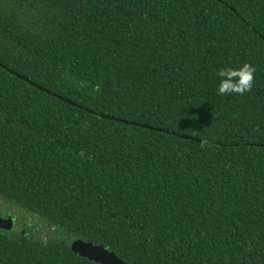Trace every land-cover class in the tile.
Masks as SVG:
<instances>
[{
	"label": "trees",
	"instance_id": "16d2710c",
	"mask_svg": "<svg viewBox=\"0 0 264 264\" xmlns=\"http://www.w3.org/2000/svg\"><path fill=\"white\" fill-rule=\"evenodd\" d=\"M262 145L264 0H0V264H264Z\"/></svg>",
	"mask_w": 264,
	"mask_h": 264
},
{
	"label": "clouds",
	"instance_id": "9594fccd",
	"mask_svg": "<svg viewBox=\"0 0 264 264\" xmlns=\"http://www.w3.org/2000/svg\"><path fill=\"white\" fill-rule=\"evenodd\" d=\"M256 68L250 63H241L238 66H225L218 71L219 81L216 94L219 96L239 95L252 90Z\"/></svg>",
	"mask_w": 264,
	"mask_h": 264
},
{
	"label": "water",
	"instance_id": "95a60500",
	"mask_svg": "<svg viewBox=\"0 0 264 264\" xmlns=\"http://www.w3.org/2000/svg\"><path fill=\"white\" fill-rule=\"evenodd\" d=\"M173 133L183 138H191L190 136L185 134H180L177 132H173ZM14 224H15V220L12 217L5 218L0 216V228L10 231L14 227ZM71 248L74 253L79 254L97 263L129 264L126 261H124L116 252L109 250L103 244H96L92 241L77 239L73 241Z\"/></svg>",
	"mask_w": 264,
	"mask_h": 264
},
{
	"label": "flooded vegetation",
	"instance_id": "af4514ba",
	"mask_svg": "<svg viewBox=\"0 0 264 264\" xmlns=\"http://www.w3.org/2000/svg\"><path fill=\"white\" fill-rule=\"evenodd\" d=\"M6 218V217H5Z\"/></svg>",
	"mask_w": 264,
	"mask_h": 264
}]
</instances>
